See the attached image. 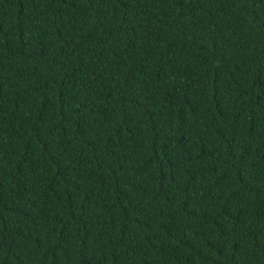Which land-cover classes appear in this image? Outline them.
Instances as JSON below:
<instances>
[{"label":"trees","instance_id":"trees-1","mask_svg":"<svg viewBox=\"0 0 264 264\" xmlns=\"http://www.w3.org/2000/svg\"><path fill=\"white\" fill-rule=\"evenodd\" d=\"M0 264H264V0H0Z\"/></svg>","mask_w":264,"mask_h":264}]
</instances>
